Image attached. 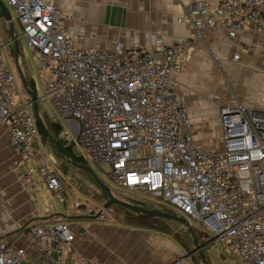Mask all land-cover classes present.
Instances as JSON below:
<instances>
[{
  "label": "built area",
  "instance_id": "2783aa9c",
  "mask_svg": "<svg viewBox=\"0 0 264 264\" xmlns=\"http://www.w3.org/2000/svg\"><path fill=\"white\" fill-rule=\"evenodd\" d=\"M4 1L22 28L15 36L36 54L46 86L43 97L87 156L109 165L108 176L118 185L176 207L192 227L196 220L203 232L235 251L241 264H264V112L238 99L221 104L219 145L209 151L197 144L185 102L174 89L183 55L217 17L234 16L231 38L246 28L264 34V0H222L214 9L203 2L183 5L179 21H191L192 38L167 44L158 37L154 48L118 41L114 53L77 48L75 27L66 24L51 0ZM6 49L0 43V125L10 127L14 150L31 159L37 116L31 101L17 100ZM38 171L51 190H62L47 161ZM24 181L32 184L31 175ZM27 235V246L0 241V264H50L33 260L32 249L59 261L75 239L65 220L30 223Z\"/></svg>",
  "mask_w": 264,
  "mask_h": 264
},
{
  "label": "crops",
  "instance_id": "0c3cea01",
  "mask_svg": "<svg viewBox=\"0 0 264 264\" xmlns=\"http://www.w3.org/2000/svg\"><path fill=\"white\" fill-rule=\"evenodd\" d=\"M51 1L57 4L66 24L75 27L77 48L114 53L118 41L128 47L154 48L158 37L167 44L192 38L195 29L191 21H179L183 5L203 2L214 9L222 0ZM13 17L15 25L18 20ZM233 22L231 14L215 19V25L183 55L182 69L174 82L189 112L197 144L209 151L219 145L221 104L238 99L264 112V34L246 28L238 32L237 38H231ZM15 32L0 18V43L7 44L5 57L16 75L17 100L29 103L33 92L39 105L46 92L41 69L36 54L24 40H19L17 53ZM235 54L239 59H234ZM39 114L45 113L39 110ZM62 159L51 139L43 138L37 139L35 155L27 158L12 147L10 127L0 125V241L27 246L30 223L65 220L75 234L71 248L59 261L56 256L48 258L32 249L33 260L50 264H80L82 258L101 264H195L191 257H183L186 250L171 235L126 225L105 214L92 219L101 209L83 182L77 186L59 176L62 190H51L38 168L47 161L58 174ZM27 175L33 180L30 185L24 181ZM76 203L80 207L75 208Z\"/></svg>",
  "mask_w": 264,
  "mask_h": 264
},
{
  "label": "rangeland",
  "instance_id": "374dc122",
  "mask_svg": "<svg viewBox=\"0 0 264 264\" xmlns=\"http://www.w3.org/2000/svg\"><path fill=\"white\" fill-rule=\"evenodd\" d=\"M14 29L16 32L18 31V33L21 34L22 28L19 21L15 22ZM39 110H42L43 113H45L49 117L50 121L59 123L62 126L63 132H65L64 134L65 136L63 139L67 141L68 143L67 145L69 144L71 145L73 153L77 156H83L85 158L86 163L84 164H87L95 171L97 176L107 184V186L111 189V191L116 197L123 199L125 201L137 200L146 204L153 205L158 208L166 207L171 209L173 214H182L176 207L171 206L166 202H162L156 198H153L149 195H145L141 192L127 189L121 185H118L114 180H112L108 176V173L110 171V166L107 164L98 165L87 156L84 147L79 141L78 137L74 133L69 132L70 128L66 120L62 118V116L57 111L56 107L49 99H43L41 101V103L39 104ZM38 138H42V135L40 133H38ZM59 156L61 157V155ZM57 170H58V175L62 178H65V180L69 184H76L77 186H79L78 182H83L84 184H86L87 193H89V195L93 197V199L96 201L98 206L101 207V209L103 208L105 204L104 203L105 200L101 197V193H102L101 188L96 186L93 183V180H91L86 174H84V172L80 168L71 165L63 158L62 163L60 166H58ZM93 206L96 209V205ZM104 214L116 220H122V221L124 220L123 215L116 214L118 216L117 218L115 217V215L112 213L111 210L108 211L107 209L104 210ZM193 222L196 227L199 226L196 220H193ZM172 225L178 227V229H181L182 231L186 229V227L183 224L177 221H172ZM214 237L215 236L211 234L209 235L208 239ZM204 255L206 258V262L208 264H241L239 255L218 240L213 241L204 248ZM64 259L65 256L62 257V260ZM206 262L198 261V264H205Z\"/></svg>",
  "mask_w": 264,
  "mask_h": 264
},
{
  "label": "trees",
  "instance_id": "16d2710c",
  "mask_svg": "<svg viewBox=\"0 0 264 264\" xmlns=\"http://www.w3.org/2000/svg\"><path fill=\"white\" fill-rule=\"evenodd\" d=\"M37 127L39 133L42 135L43 139H58L60 140L67 148V151L70 153L71 157L79 163H86V160L83 156H77L73 153L71 145H67V141L60 137V134L63 132L62 126L59 123L50 121L49 117L46 114H41L40 118L37 117ZM56 147V145H55ZM60 155V153H59ZM82 170V169H81ZM84 174H86L91 180L94 181L92 175L85 170H82ZM97 186V185H96ZM99 187V186H98ZM89 194V193H88ZM102 197V193H101ZM93 199V197H91ZM103 198V197H102ZM104 199V198H103ZM105 200V199H104ZM105 203V202H104ZM144 206L147 208H158L150 204L144 203ZM101 209V207H100ZM167 213H173L169 208H160ZM111 210L115 217L118 218L116 214L123 215V221L118 220L126 225L148 229L152 231H156L163 234H168L173 236L179 243L182 244L186 252H191L194 248L192 235L189 233L187 229L182 231L172 225V220L159 217V216H144L142 214H138L133 212L127 208L119 206L117 204H113L107 208V211ZM114 210V211H113ZM116 220V219H115ZM193 231L199 241V243L204 242L209 238V235L203 232L199 227L193 226ZM192 261L195 264H198V261L203 262L201 256L199 254H194L191 256Z\"/></svg>",
  "mask_w": 264,
  "mask_h": 264
},
{
  "label": "water",
  "instance_id": "95a60500",
  "mask_svg": "<svg viewBox=\"0 0 264 264\" xmlns=\"http://www.w3.org/2000/svg\"><path fill=\"white\" fill-rule=\"evenodd\" d=\"M0 18L5 19L9 26L12 28L13 31H15L14 29V25H13V14L10 10V8L7 6L6 2L4 0H0ZM14 44L17 50V53H19L20 50V44H19V39H17V37L15 36L14 33ZM22 76V80L23 83L25 85H27L26 80L23 77V74L20 73ZM37 97L35 96V94L33 92H31V104L33 106V110L34 113L37 117L40 118V114H39V105L37 103ZM51 141L56 145V149L57 152L60 153V155L71 165L80 168L82 170H85L86 172L90 173L92 175V177L94 178V183L95 185L99 186L102 190V197L106 200L103 208L101 210H99V212H97L95 215L91 216L92 219H96L100 216H102L104 214V210H106L108 207H110L113 204H117L119 206H122L124 208H127L133 212H136L138 214H142L144 216H159V217H163L172 221H177L181 224H183L186 229L189 231V233L192 235L193 238V243H194V248L191 252H186L185 255L183 257L188 258L191 257L192 255L198 253L201 255V259L203 260V262H206V258L204 255V248L206 246H208L210 243H212L213 241H216L217 238H210L205 240L202 243H199L192 226L189 224V221L183 217V216H178L176 214L173 213H167L165 211H163L160 208H147L144 206L143 202L137 201V200H132V201H125L123 199H120L118 197H116L113 192L111 191V189L107 186V184L102 181L97 174L95 173V171L89 167L87 164L84 163H79L76 162L70 155V153L67 151L66 146L58 139H51ZM205 264H208L207 262Z\"/></svg>",
  "mask_w": 264,
  "mask_h": 264
},
{
  "label": "flooded vegetation",
  "instance_id": "af4514ba",
  "mask_svg": "<svg viewBox=\"0 0 264 264\" xmlns=\"http://www.w3.org/2000/svg\"><path fill=\"white\" fill-rule=\"evenodd\" d=\"M93 183H94V181H93ZM95 184V183H94ZM105 202H106V200H105ZM176 215H178V216H182V215H180V214H176ZM196 254H198V253H196Z\"/></svg>",
  "mask_w": 264,
  "mask_h": 264
}]
</instances>
